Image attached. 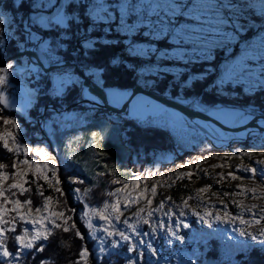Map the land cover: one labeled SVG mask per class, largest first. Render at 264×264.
<instances>
[{
	"label": "trees",
	"instance_id": "trees-1",
	"mask_svg": "<svg viewBox=\"0 0 264 264\" xmlns=\"http://www.w3.org/2000/svg\"><path fill=\"white\" fill-rule=\"evenodd\" d=\"M106 1L117 4L127 0ZM136 1L128 0L127 4L134 5ZM20 2L21 0H0V10L6 15V22H0L2 29L0 53L3 58L22 49L26 44H32L29 31L25 27L30 24L31 29L39 32L44 38L60 43L61 46L57 49L59 60L70 59L78 62L95 81L108 88L115 87L130 91L134 85L141 83L172 97L196 98L206 110L217 109L215 108L217 106H229L243 109L251 114H264V89L258 85L249 91L245 89V84L237 85L231 82L221 84V79L216 75L217 71L221 70V62L237 51L242 43L254 38H264V9H256L257 6L248 4L246 0L240 1L243 5H239L240 10L232 15L233 19L239 16L237 23L244 24V31L235 40L225 42L222 46L212 45V54L207 58L197 56V60L164 59L163 64H175L179 69L175 70L176 72L161 70L157 73H146L141 70L147 58L129 50L130 45L137 41L153 43L157 49L171 48L175 45L170 36L153 39L145 35L144 31L148 29V24L141 21L148 14L147 2L144 3L145 9L137 11L132 8L128 12L126 20L129 23L136 21L141 23L138 30L130 32L121 27L117 5L109 6L113 12L112 17L105 14L103 19H94L90 14V7L95 0H64L62 8L69 18L66 24L42 27L31 23L33 13L36 11L30 7L31 0H23L24 7H16ZM38 2L42 3V0ZM70 4L74 7L69 11ZM185 20L184 17H178L175 25ZM6 27L11 28L13 32L5 31ZM89 44L92 46L88 47ZM154 56L155 54H151L148 57L149 62L154 60ZM30 62L22 56L8 61L13 67L15 65L27 67ZM25 72L29 71L24 70L19 74L9 75L8 80L12 84L8 83L3 89L8 94H15L16 86L24 83L32 91L30 103L24 111L0 104V124L3 123L4 118L14 119L18 125L14 128L21 129L29 143L46 141L48 156L52 158L49 162L51 166L43 173L49 177L51 186L43 176L37 178L38 171L32 169L25 172L27 183H24V187L30 191L21 195L18 190H14L17 192L15 198L22 201L31 199L33 202L31 208L34 210L37 207L43 209L44 197H51L49 201L51 211H63L65 216H71L70 223L74 221L76 227L85 236L82 241L75 236L74 230L65 233L56 229L49 240L37 242L44 245L43 252H36L35 249L25 250V264H40L41 260L48 261V264H72L78 258L82 246H86L93 255L101 257L98 262L92 259L89 264H128L129 257L124 246L96 254L98 248L96 239L92 238L91 229L81 217L87 207L102 208L105 202L114 201L115 196H109L108 193L123 187L122 185L133 174L142 169L144 171L143 161L134 160L135 153L142 154L148 162H152L158 153L168 151L175 153V159L182 161L196 158L199 153L212 157L224 151L231 156L239 148L250 147L253 141L263 134L260 131L248 140L235 139L226 148L216 147L207 142L209 146L193 144L190 149H182L177 153L180 146L168 129L150 123H139L125 114H117L83 100L84 87L76 72L74 82L64 85L59 92L53 91L52 71L43 72L38 69V76L35 78L31 74L26 75ZM46 104L54 105L60 110L86 113L88 122L70 130H60L56 124H53L55 130L49 139L37 121L38 117L45 119L51 117L53 110L44 108ZM112 116L118 119L114 120ZM104 126L116 129L117 133L109 136ZM93 133L98 135L94 137ZM3 143L0 139V163L6 167L0 169V172L12 173L17 170L12 165L16 164L18 168L20 165L18 162L23 160V154L20 151L9 152L4 148ZM9 147L13 149L16 147L11 142V138H9ZM27 155L29 158H39L33 151ZM54 171L55 178H53ZM73 178L82 180L83 183H76ZM56 179L60 181L59 184L56 183ZM113 180H118L120 183L114 184ZM37 185L40 186L39 192H42L43 196L39 194ZM4 187L6 188L7 185ZM56 188L61 189L63 195L57 192ZM76 189L80 191L77 192ZM85 189L89 190L87 194ZM8 207L11 208V205L9 204ZM69 208L75 211L69 212ZM11 215L15 213H10ZM193 221L191 224L195 225ZM58 222L62 223V221ZM22 226L23 222L18 221L16 232L7 234L9 250L14 251L18 247L13 237L22 232ZM48 227L51 225L48 224ZM186 247L190 248L188 245ZM198 248L197 264L210 255L215 256L222 264H264V248L261 246L255 244H251L250 247L235 246L233 243L222 242L215 234L208 235L206 240H199ZM227 250L231 255L229 258L225 257Z\"/></svg>",
	"mask_w": 264,
	"mask_h": 264
},
{
	"label": "rangeland",
	"instance_id": "rangeland-1",
	"mask_svg": "<svg viewBox=\"0 0 264 264\" xmlns=\"http://www.w3.org/2000/svg\"><path fill=\"white\" fill-rule=\"evenodd\" d=\"M128 1V0H127ZM127 1H122L121 3H112L110 4L106 0H95V3L91 5L90 7V14L93 11V5L102 3L106 6H108V11L110 13V16H113V12L110 9L109 6L117 5V10L120 14L121 17V11H120V5L121 4H127L130 2ZM242 0H225V2L232 3L236 5V7L232 10L231 15H234L237 13L240 9L239 5H243ZM248 1V4L250 5H255L257 6L256 9H264V0H246ZM147 2L148 4V14L147 17L144 18L142 21L146 24H148L150 21L153 23L157 22V17L155 18L154 15H150V8L152 5L155 4H160L163 3V0H137L134 3L135 8L134 10L139 11L140 9H145L144 8V3ZM184 2H187V0H184ZM206 2V0H205ZM42 3L45 5H48V7H45L44 9L41 10H36L33 13V16L39 14V15H44V16H52L55 15L58 10L62 11V13L65 15L63 8L64 0H42ZM129 8L127 10V15L128 12L130 11ZM0 13L3 14L5 20H6V15L0 10ZM101 16L105 17L104 13H100ZM124 17L123 23L128 25L132 30L135 31L138 30L139 25L141 24L139 21H136V23H129L126 20V16ZM66 16V15H65ZM93 17V15H91ZM152 17V18H151ZM94 18V17H93ZM95 19V18H94ZM160 19H165L164 14L161 13ZM207 19V18H206ZM121 21V19H120ZM187 20L179 22L178 25H175V27H179L180 24L186 23ZM66 24V22H65ZM30 24H27L25 27L27 28L29 39L32 40V44H26L25 46L32 47L37 54L44 60L45 64L48 63H54V62H59V54L57 52L58 47H60V43L57 41H50L48 38H44L39 32L35 31L34 29H31ZM205 27H212L213 25L211 24H205ZM5 31L11 33L13 30L11 28H5ZM148 29L144 31L146 33ZM223 31L225 32H231L232 29L228 27H224ZM31 37L33 38H30ZM208 39L210 40H216L218 43H212L207 46L206 49H201L197 51L195 55H192V47H182L180 48L181 51H187L189 55H191V59L197 60V56L201 57H210L211 53V46L212 45H223L225 42H229L228 40L222 38L219 35H211L207 34ZM171 38V36H170ZM172 39V38H171ZM222 40V42H220ZM262 39H252L248 42L242 43L241 47L233 52L232 54L228 55L227 58L224 59V61L221 62L222 67L220 71H217L216 75L218 78L222 80V78L225 75V72L227 70V67L229 65H233L242 55L243 51L247 49L249 52H257L260 49ZM47 46L49 51H44V47ZM132 46L135 48H150V47H155L156 45L153 43H144V42H134L132 43ZM156 48V47H155ZM178 46L173 45L171 48H162L159 49L157 53H155L154 60L149 62L148 57L151 56L149 55H142L146 57V64L141 68V70H144V72L148 73H157L158 71L161 70H166V71H175L179 69V66L172 64V65H167L163 64L165 63L164 59H173L175 57L172 56V53L177 50ZM130 50V48H129ZM132 53H135L134 51L130 50ZM164 52L167 53L168 55L166 56H160V53ZM137 54V53H136ZM189 55L184 56V59L189 58ZM23 59H26L27 61L30 62V58L26 55L22 56ZM0 59H3L2 54L0 55ZM10 59H5V61L0 62V67L6 66ZM260 66V61H249V67L257 70ZM28 70L29 72H25L26 75L31 74L34 78L38 76V70H32V69H27L23 68L22 65L14 66L11 69V72L14 73H21L23 72L22 70ZM53 74V91L59 92L63 89V87H58V78L65 77V76H70L72 77V80L76 77L75 76V71L72 69L70 66H64L60 68H56L51 70ZM89 71V70H87ZM10 72V73H11ZM176 72V71H175ZM21 83V82H20ZM252 89H255L258 84L256 83L255 77L252 79ZM9 84H12L9 82ZM245 89L249 90V85L245 84ZM251 89V90H252ZM0 90H3L5 95L9 97L10 102L11 101H16V104L14 106H9L11 107H16L20 109L21 111H24L26 107H21V102L24 100H30L32 91L30 88H28L24 83H21L20 86H16V93L15 94H8L5 89L0 88ZM109 101L115 105H120L128 95L125 96V99L120 101L118 104L113 101V98L111 96V93L113 91H118L121 93H126L128 94L129 91L127 90H121L115 87H109ZM84 95L88 97L89 93L85 88L83 91ZM92 95V94H91ZM95 98V101H99V99L93 95ZM180 101L183 103L195 107L197 109H201L204 111H207L209 114L211 111L215 110L213 108H209L206 110L205 106L201 105L199 101L196 98L193 97H182L179 96L177 97ZM88 99H90L88 97ZM92 100V99H90ZM89 102V101H88ZM95 106H98L97 104L92 103ZM230 108V109H236L238 110V113H243L245 116H247V119L251 117L253 113L251 114L248 111H245L240 108H235V107H223V106H217L215 108L220 109V108ZM48 109L53 110L51 117L49 119H45L43 117H38V123L40 124V127L46 132V136L50 139V135L53 134L55 128L53 127V124H56L60 130H70L72 127H76L79 124H85L88 122L89 118H86V113L80 114L79 112L75 111H66V110H60L57 108H54L51 104H48L47 106ZM115 113V112H114ZM120 114H125L129 117L134 118L136 121L139 123H150L154 125H158L160 127H164L168 129L172 135L174 136L175 140L178 142L180 148L177 150V153H180L182 149H190L193 144H196L198 146H209L207 142H210L212 145L216 147H221V148H226L229 147V145L232 143L233 140L235 139H240L238 136H242L244 132L241 133H233V132H224V133H219L216 131V136L213 140H210L207 136H205L195 125V123H200L203 122V120L198 119L197 121H192L191 119L187 118L185 115H183L180 112H176L173 109L167 108L162 106L160 103L145 97V96H140L136 95L129 103V110L128 112H119ZM117 113V114H119ZM114 120L118 119L116 116H112ZM247 119H241L239 116H237L234 121L233 125L241 124ZM27 120V119H26ZM17 125V124H16ZM104 130L106 131V134L109 136L115 135L117 133L116 129H112L111 127L104 126ZM9 133L10 136L14 135L17 140L22 144V145H27L31 149H45L47 152V147H46V141H40L34 144L29 143L28 140L25 139L23 136L21 129L18 128L15 129L14 126L12 125H5L4 123L0 124V135L3 133ZM263 134L256 138L253 143L250 145L248 148H239V151L234 152L233 155H231V159H228V153L221 151L218 152L216 155L212 157H208V159L204 160L203 162L199 163V169L200 170H207V175L205 174L204 171H197V166L196 164L190 163V161L196 160L198 157H207L204 155H201L199 153L196 158H193L191 160L187 161H182V160H177L175 159L176 154L173 152H161L158 153L156 158H153L154 160L151 162L146 161V158L143 157L142 154L135 153L133 155L134 160L141 162L143 161L142 164H144L145 169L143 171L140 170L139 172L133 174L131 178H129L128 181H133L136 178V175L141 176V180L138 184L132 185L129 184L127 190L132 191L133 188L135 187V190L138 192L140 189L144 188L146 185L150 187L153 183L160 182L161 185L157 188V195L153 198L151 196V193L149 192L148 198L153 199V204L152 207L155 208L157 204L164 199L165 197H171V200L165 201V210L171 209L173 212L177 213V216H174L173 222L177 219L178 217V212L180 211V208L183 206V200L188 198L189 196L193 197L188 201V207L183 208L184 212L186 213L185 216L183 217H178L179 219L183 220L184 222L188 223L190 225V228H183L181 227L179 229L180 235H183L185 237V243L181 244L179 241L175 240L174 238L171 237H163V233H158L155 238L151 239V243L155 248L158 249V255L153 256L151 255L150 250L148 249H143L144 250V255L143 257L138 255V251H130V244L127 242H120L119 246L116 248H112L110 246V241L112 239L119 240V237H106L105 238V250L108 252L109 250L113 251V249H117L119 247L124 246L127 251V255L129 257L128 264H191V260H196L197 255L199 254V248H198V241L199 240H206L207 236L209 233L215 234L219 236L222 242L224 243H233L235 246H240L238 243L239 240H242L243 238H239L236 233L232 232L231 227L228 225L224 224H217L215 221H213V228H209L206 223H201L199 218L194 215V212H199L201 215L205 213V211L212 212L215 214L217 210H220L221 215L223 214V206L227 205V210L233 214L239 213L242 211V209L236 207L233 204V201H242L244 205L250 206L252 204H257L260 206H264V198L261 199H252L251 193H245L244 195H224V193H235V192H240L241 189L238 188V185H242L244 188H256L257 192L264 191V180H262L261 176L257 174L255 180L250 179L249 177L251 176L250 173H245L243 170H237V167L240 165H253L255 166L258 170L261 168H264V165H258L255 164V160L257 159H264V156H260L259 154L261 152H264V130H262ZM114 133V134H113ZM258 132H255L254 134H257ZM250 136V137H251ZM250 137L248 139H250ZM247 139V140H248ZM242 140V139H240ZM16 146V145H15ZM246 151H252L254 154L252 157H247V156H241L239 152H246ZM23 154V160H28V161H34V164H30L29 166H25L24 164H21L18 166L19 170L27 172L29 170H35V171H43L45 172L46 169H48L50 165V159L52 157L48 155H37L35 151H33L39 158H29L27 157V154H24L22 149L20 151ZM48 164L49 167L46 169H38L37 166ZM184 165V167H181ZM212 165H222V167H215L213 168ZM143 168V167H142ZM164 168V169H162ZM146 171V172H145ZM141 172H145L142 174ZM159 172V173H158ZM188 172H196L195 175L192 176L191 180L184 178L177 180L176 175L178 173H188ZM229 172H234L238 176L244 177L243 180H232L230 177L226 180H223L221 182H217L219 179V174H224L227 176ZM149 173H153V175H149ZM163 174V175H161ZM147 176V180L143 179V177ZM26 178V177H25ZM127 181V182H128ZM13 183V179L9 178L4 182V185H9ZM126 184V183H125ZM125 184L122 185L123 187H119L117 189H122L125 187ZM166 185H171L166 186ZM211 185V188L209 189L208 192L200 194V199L196 198V190L205 186ZM116 189V190H117ZM121 198L123 197V193L120 194ZM116 197L114 198L115 201ZM22 201V200H20ZM112 201V202H114ZM111 202V203H112ZM145 201L141 200L138 205H132L130 208L123 209V201L121 204V207L123 209V216L121 217V221H123L126 218L132 217L130 220L131 223L136 222V218L133 217V213L136 211L138 207H145ZM28 205H25L23 208H21V212H26L28 209ZM103 208V207H102ZM48 209L51 211L49 204H48ZM89 209H92L91 207H87L84 212H88ZM83 212V213H84ZM33 216H47L48 212L43 211L41 213H36L34 210L32 212ZM245 218H247V214H245ZM93 225L97 228L100 229L104 227V224L102 221H100L97 217L92 216L91 217ZM157 219H163L166 223L168 222V217L163 215V211L156 212L152 218V222L154 223ZM194 220V221H193ZM192 221L195 223V225H192ZM23 222V221H22ZM115 224V227L120 230H126L130 233V229H126V227L122 223H117L113 221ZM45 224L48 226V222L45 221ZM142 223L139 224V228L141 231H150V228L148 225H145ZM32 224L30 223H24L21 228H28L30 231L32 229ZM227 229V235L222 236L220 233L216 232L215 229ZM111 230V229H110ZM252 230V229H249ZM91 230V235H92ZM20 234V233H18ZM95 235L97 237H104V234L102 231H96ZM227 236H232L233 239L229 240L227 239ZM134 241L137 239V237L133 236L132 238ZM149 239V238H145ZM168 239L172 240V243L169 244L167 241ZM97 243V251L95 252L96 254L101 253L100 252V240L96 239ZM250 244H255L258 245L256 242H250ZM176 245V247H175ZM189 246L190 248H187L186 246ZM142 247V246H138ZM230 252L229 250L226 251L225 257L229 258ZM92 258L90 257L89 263H91Z\"/></svg>",
	"mask_w": 264,
	"mask_h": 264
},
{
	"label": "snow or ice",
	"instance_id": "snow-or-ice-1",
	"mask_svg": "<svg viewBox=\"0 0 264 264\" xmlns=\"http://www.w3.org/2000/svg\"><path fill=\"white\" fill-rule=\"evenodd\" d=\"M16 7H24V2L21 0ZM30 7L41 10L48 5L38 2V0H31ZM63 7V6H61ZM74 7V5H68L69 11ZM236 7V5L232 3L225 2V0H163V3L152 5L150 8V15L156 16L157 22H149L147 27L148 31L145 33L146 36H150L153 39H160L161 37L171 36L172 43L177 45L178 48L175 52L172 53V56L177 59H183L184 56L189 55L187 51H181L180 48L185 46H192V55H195L197 51L201 49H206L209 44L218 43L216 40L208 39L207 34H211L213 36L219 35L222 40L226 39L228 41L235 40L237 36L244 31V24L237 23L239 16H236L233 19L231 15L232 10ZM129 8H135L134 5L128 4H121L120 11H121V27L124 28L126 31H131L132 29L123 23L125 15H127V10ZM100 13H104L110 16L108 11V6L99 3L93 5V11L91 15L95 19H103L104 17L100 15ZM161 13L164 14L165 19H160ZM178 17L186 18L187 22L180 24L179 27H175V20ZM207 18V19H206ZM69 18L65 16L62 11L58 10L55 15L52 16H44V15H35L31 18L32 24H39L42 27H49L53 25H64L65 22ZM0 22H6L2 13H0ZM143 23V21H141ZM205 24H211L212 27H205ZM224 27L231 28V32L223 31ZM2 30V29H0ZM27 30V28H26ZM30 38L31 37L30 35ZM222 40L220 42H222ZM0 41H2V37H0ZM92 45L89 44L88 47ZM50 49L47 46L44 47V51H49ZM130 50L134 51L139 55H149L155 54L159 51V49L155 47H150L147 49L144 48H135L134 46L130 45ZM167 53L161 52L160 56H166ZM189 59H191V55H189ZM260 61V66L257 70H254L249 67V61ZM13 68L12 63H8L4 67H0V88H4L8 85L9 75H15L14 72L10 73V69ZM255 77L256 83L260 86L261 89H264V38H262L261 46L259 51L257 52H249L247 49L243 51V55L233 64L227 67L224 77L221 80V84L225 82H231L232 84L249 85V91H251L252 79ZM74 82L72 77L65 76L58 78V87H63L68 83ZM126 93H121L118 91H113L111 96L115 103H119L123 99H125ZM30 103V100H24L21 102V107H26L27 104ZM0 104L4 105L5 107L14 106L16 101L9 100V97L5 95L3 90H0ZM226 117L231 116H239L241 119H247L243 113H225ZM3 123L5 125H16V121L11 118H4ZM96 133H93L95 137ZM9 138H11V142L16 145L15 149L9 147ZM0 139L3 140V146L9 152L16 151L19 152L23 151L24 154H27L31 151H35L37 155H49L45 149H31L27 145H22L14 135H11L7 132L0 135ZM239 151V150H237ZM241 156L252 157V151L246 152H239ZM103 155V153H101ZM260 156H264V152L259 154ZM231 159V156L227 157ZM208 159V157H198L194 161H190L192 164H196L197 171H204L207 175V170H200L199 163L203 162L204 160ZM18 163L24 164L25 166H29L30 164H34V161L22 160ZM258 165H264V159H257L254 162ZM6 165L0 163V169L5 168ZM13 168L17 170L12 173L7 172H0V264H25V250H32L35 249L36 252H43L44 245L38 244V241L49 240L50 236L53 234L54 230L60 229L63 232L67 233L70 231H75V236L79 237L82 241L85 239V236L79 231L76 227V223L72 220L71 216H65L63 211H50L48 209L49 201L52 199L51 197H44V208L43 211L48 212L47 216H33L32 212L33 209L31 208L32 200L27 199L24 201H20L19 199L15 198L17 192L14 190H18L19 193L22 195L24 192L30 191L24 187V183H27L25 176L26 173L21 171L17 168L16 164L12 165ZM48 164H44L42 166L38 165V169H46L48 168ZM181 167H184L182 165ZM213 168L215 167H222V165H212ZM243 170L245 173H250V179L255 180L257 174H259L264 180V168L257 169L253 165H240L237 167V170ZM196 172H188V173H178L176 175V179H184L187 178L191 180L192 176L195 175ZM103 175V173H100ZM149 175H153V173H149ZM163 175V174H161ZM43 176L46 181H49V177L43 173V171H38L37 178ZM232 180H243L244 177L236 175L234 172H229L227 176L224 174H219L218 183L226 180L228 178ZM9 178L13 179V183L4 187V182ZM53 178H55V171L53 172ZM143 179L147 180V176L143 177ZM141 176L136 175L135 180L128 181L125 184V187L122 189H117L115 192H109V196H115L116 199L112 203L105 202L103 208H92L89 209L88 212H84L81 219L85 220L87 227L92 231V238L100 240V252L104 253L105 251V238L106 237H119V240L112 239L109 243L112 248H116L119 246L120 242H127L130 244V251H138V255L143 257L144 250L148 249L151 252V255L156 256L158 255V249L153 246L151 243V239L155 238L158 233H163V237H171L175 240L179 241L181 244L185 243V237L180 235L179 229L181 227L187 229L190 228V225L183 220L179 219L178 217H183L186 215L183 208L188 207V201L193 197L189 196L188 198L183 200V206L180 208L178 212L177 219L173 222V217L177 216V213L173 212L171 209L165 210V201L171 200V197H165L162 199L155 208L152 207L153 199L148 198V193H151V196L154 198L157 195V188L161 185L160 182L153 183L150 187L147 185L140 189L138 192L135 190V187L132 191H128V185H136L140 182ZM73 181L76 183H83L82 180H77L73 178ZM59 180L56 179V183L59 184ZM51 186V181H49ZM112 183H120L118 180H113ZM171 186V185H166ZM39 185H37V190L39 192ZM238 188L241 189L240 192L235 193H224V195H244L245 193H251L252 199H261L264 198V191L257 192L256 188H244L242 185H238ZM211 188V185L199 188L196 190V198L200 199V194L206 193ZM57 192H60L63 195L61 189L56 188ZM77 192L80 189H76ZM85 194L89 191L85 189ZM121 193H123V197L121 198ZM41 196H43L42 192H39ZM141 200L145 201V207H138L136 211L133 213V217L136 218L135 223H131L130 220L132 217L126 218L121 221V217L123 216V209L130 208L132 205H138ZM123 201V209L121 207ZM11 205V208L8 205ZM233 204L242 209L241 212L233 214L227 210V205L223 206V214L221 215L220 210H217L215 214L212 212L205 211L203 215L199 212H194L193 214L196 215L201 223H206L208 227L211 229L213 228V221L217 224H224L231 227L232 232L236 233L239 238H243L239 240L238 243L243 247H250V242H256L259 246L264 248V206H260L257 204H252L250 206H246L243 204L242 201H233ZM25 205H28V209L26 212H21V208ZM36 213H41L42 209L37 207L34 209ZM69 212H74L75 209H68ZM163 211V215L168 217V222L166 223L163 219H157L154 223L152 222V218L156 212ZM10 213H15V215H11ZM245 214H247V218H245ZM95 216L100 221L103 222L104 227L97 229L92 222L91 217ZM18 221H23L24 223L32 224L31 231L28 228H23L20 234H16L13 239L18 247L15 250H9L7 246V240L9 233L16 232V224ZM47 221L51 227H48L45 224ZM62 221V223L58 222ZM113 221L117 223H122L126 229H130V233L126 230H120L115 227ZM148 225L150 231H141L139 228V224L141 223ZM111 229V230H110ZM252 229V230H249ZM96 231H102L104 237H97L95 235ZM216 232L220 233L222 236L227 235V229H215ZM212 235V233H209ZM133 236L137 237L134 241L132 238ZM149 238V239H145ZM227 239H233L232 236H227ZM169 244L172 243L171 239L167 241ZM142 246V247H138ZM90 257L95 260L99 261L100 256H95L90 253L89 249L86 246H82L79 253L78 258L72 262V264H89ZM40 264H48V261L41 260ZM191 264H197L196 260H191Z\"/></svg>",
	"mask_w": 264,
	"mask_h": 264
},
{
	"label": "water",
	"instance_id": "water-1",
	"mask_svg": "<svg viewBox=\"0 0 264 264\" xmlns=\"http://www.w3.org/2000/svg\"><path fill=\"white\" fill-rule=\"evenodd\" d=\"M22 55H26L29 58L34 57L37 68H40L43 72H49L53 69L64 67V66L72 67V69L80 76L81 81H82V86L88 92L95 94L99 98L100 102L95 101V100H90L86 96L84 97L83 100L97 104L98 106L103 107L106 110H109L115 113L128 112L130 101L136 95L142 94L160 103L164 107H167V108L175 110L176 112L182 113L189 119L199 118V119H204V120H210L214 124L219 126L221 129L226 130V131L245 130L242 136H238L242 140H247L251 136V134L264 130V123L261 124L259 122L260 121L259 119L264 121L263 113L253 114L243 123L230 126V125L224 124L221 121L211 117L207 111L197 109L195 107H191L183 103L182 101H180L177 97H172L167 93H163L157 89L147 87L141 83H137L130 89V91L128 92V94L130 95H128L126 99L120 105H115L107 99L106 89L108 87L95 81L93 77H91L84 70V68L78 64V62L72 61L70 59H63L59 62L45 64L38 57L37 52L32 47H29V46H24L22 49L13 52L11 55L4 57L3 59H0V62L5 61V59H11V58L19 57ZM47 106L48 104H46L44 108H47ZM52 106L56 108L54 105ZM195 125L205 136H207L210 140H213V138L209 137L210 136L209 130L203 124L195 123ZM198 264H222V263L215 256L210 255L207 258H205L203 261L199 262Z\"/></svg>",
	"mask_w": 264,
	"mask_h": 264
},
{
	"label": "bare ground",
	"instance_id": "bare-ground-1",
	"mask_svg": "<svg viewBox=\"0 0 264 264\" xmlns=\"http://www.w3.org/2000/svg\"><path fill=\"white\" fill-rule=\"evenodd\" d=\"M38 55V54H37ZM23 56V55H22ZM38 57L40 58V56L38 55ZM43 62L44 60L42 58H40ZM30 64L29 66L25 67L23 66V68H29V69H32V70H38L40 68H37L36 66V61H35V58L34 57H31L30 58ZM107 90V99L109 100V94H110V91H109V88L106 89ZM90 93V92H89ZM92 94V95H91ZM91 94H88V97L92 100H94L95 98L93 97L96 96L95 94L91 93ZM140 96H145V95H142V94H138ZM97 97V96H96ZM146 97V96H145ZM98 98V97H97ZM99 99V98H98ZM100 102V100L98 101ZM238 110L236 109H230V108H220V109H215L213 111L210 112V116L221 121L222 123L224 124H227V125H230L232 126L233 125V121L234 119L237 117V116H231V117H226L225 116V113H238L237 112ZM192 121H197L199 118H190ZM200 120H203V122H201V124H203L210 132V136L211 138H215L214 136H216V131L219 132V133H224V132H237V133H241V132H244L245 130H240V131H226V130H223L221 129L219 126H217L216 124H214L212 121L210 120H204V119H200ZM260 123L263 124L264 121H262L261 119H259ZM260 132V131H259Z\"/></svg>",
	"mask_w": 264,
	"mask_h": 264
}]
</instances>
